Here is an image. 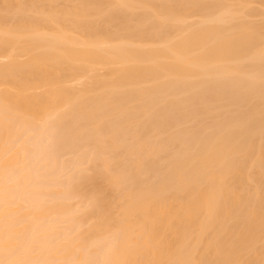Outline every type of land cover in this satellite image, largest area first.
I'll use <instances>...</instances> for the list:
<instances>
[{
    "label": "bare ground",
    "instance_id": "1",
    "mask_svg": "<svg viewBox=\"0 0 264 264\" xmlns=\"http://www.w3.org/2000/svg\"><path fill=\"white\" fill-rule=\"evenodd\" d=\"M254 5L0 0V264H264Z\"/></svg>",
    "mask_w": 264,
    "mask_h": 264
},
{
    "label": "rangeland",
    "instance_id": "2",
    "mask_svg": "<svg viewBox=\"0 0 264 264\" xmlns=\"http://www.w3.org/2000/svg\"><path fill=\"white\" fill-rule=\"evenodd\" d=\"M252 1H253V0H252ZM261 1H264V0H255V4H256V5H254V6H257V7H256L257 9H258V7H259V8L262 10V8H264V7H263L264 2H261ZM256 2H257V3H256ZM260 2H261V3H260ZM253 3H254V2H253ZM258 3H260V4H258ZM262 3H263V5H262ZM260 6H261V7H260ZM261 10H260V11H261ZM263 10H264V9H263ZM261 12H262V11H261ZM260 17H261V16H260ZM261 18H262V20H263L264 16L261 17ZM261 18H260V19H261ZM258 19H259V18H258ZM259 21H261V20H259ZM74 201H75V200H74ZM74 201H73V203L75 204L76 201H75V202H74ZM87 228H88L87 226H84V230L87 229Z\"/></svg>",
    "mask_w": 264,
    "mask_h": 264
}]
</instances>
